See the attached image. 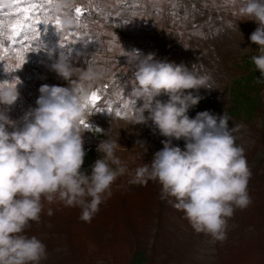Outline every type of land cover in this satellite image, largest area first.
I'll return each instance as SVG.
<instances>
[{"label":"clouds","instance_id":"9594fccd","mask_svg":"<svg viewBox=\"0 0 264 264\" xmlns=\"http://www.w3.org/2000/svg\"><path fill=\"white\" fill-rule=\"evenodd\" d=\"M72 2L61 0L57 11L71 8ZM240 5V16L257 25L249 36L258 46L251 62L264 79V0H240ZM73 25L74 20L64 13L61 27ZM128 63L134 67L131 95L142 101L139 107L134 104L130 122H151L166 138L151 162L135 169L131 182L159 183L161 199L174 198V208L184 213L195 232L225 240L228 219L236 209L252 203L248 192L251 171L235 135L244 125L229 128L225 114L208 111L190 118L189 110L201 97L189 90L209 88L206 77L184 65L135 50L128 53ZM51 70L69 86L42 85L37 107L24 116L22 126H16L7 111L0 112V264H40L47 258L46 245L25 234L30 222L40 219L42 199L80 207V219L90 222L111 195L113 182L129 171L127 163L116 156L119 142L109 138L98 144L99 158L91 173L81 171L86 156L82 139L86 130L82 121L88 117L85 105L109 70L94 61L83 68L73 67L62 52ZM19 95L13 81L0 83V105L6 109ZM161 95L168 97L166 102L157 99ZM181 139L183 150L173 145V140Z\"/></svg>","mask_w":264,"mask_h":264},{"label":"rangeland","instance_id":"374dc122","mask_svg":"<svg viewBox=\"0 0 264 264\" xmlns=\"http://www.w3.org/2000/svg\"><path fill=\"white\" fill-rule=\"evenodd\" d=\"M60 2L56 0L50 9L53 14ZM94 4L91 0H76V3L72 2L69 11L71 15L72 8H83L85 15L81 17V23L89 18L98 30L103 28L99 34L83 37L77 30L80 26L74 23L69 29L62 28L68 40L64 41L66 46L61 48L59 45L62 37L56 29L52 25L47 28L40 25L43 47L39 51L29 52L21 69H14L16 60L11 54L0 63V83L12 82L14 79L20 81L17 84L20 94L17 102L7 109L0 105V112L7 111L8 118L16 126H22L24 116L37 107L36 100L42 85L68 87V83L51 70L52 63L61 52L73 67L83 68L94 61L109 70L107 78L93 90L100 91L103 104H110L115 109L124 101H135L131 95L135 87V84H131L134 72L130 70L132 66L128 63V53L123 48L124 40L128 39L131 52L135 50L142 55L152 53L158 60L185 67L201 62L210 69H217L223 98L217 101L214 110L208 100L201 97L200 103L189 110V117L195 118L198 112L203 111L216 116L225 114L229 128L244 125L235 133L237 144L245 152L257 145V157L264 158V79H260V72L251 62V57L258 54V46L249 40L257 25L240 16V0H130L127 10L115 15L109 24L97 22ZM15 11L14 0H0V20L5 24L14 17ZM126 21L130 23L126 24ZM193 24L198 27L193 28ZM50 52L53 53L51 58ZM8 65L13 66L12 72L7 70ZM157 99L166 102L168 97L163 99L160 96ZM135 103L137 107L142 105L140 100ZM133 107L134 104H130L125 110L126 114L121 117H117L114 112L108 113L106 108L98 112L88 111L86 122L90 129H86L82 137L86 156L81 171L91 173L92 165L99 158L97 146L107 138L119 142L121 148L116 151V156L127 163L128 169L129 159L138 160L141 157L144 159L143 164L150 163L154 154L163 148L162 141L166 138L159 134L151 122L147 125H133L130 122ZM12 130L8 128L9 132ZM258 140L262 143H258ZM173 145L183 150L185 142L182 139L173 140ZM127 175L113 182L111 193L114 192L115 183ZM157 221L160 222L155 219L147 230V237L143 239L140 250L131 251L125 247L115 258L110 253L100 251L89 240L81 238L82 245L87 249L88 264H145L156 235L161 230L156 225ZM161 222L170 237L182 242L189 240L191 250L182 264H217L215 240L193 236L175 216L168 214ZM50 227V224L35 226L29 230V237L31 234L46 242L51 247L47 257L52 258L65 250V244L63 237L54 233ZM228 241L225 239V242Z\"/></svg>","mask_w":264,"mask_h":264},{"label":"trees","instance_id":"16d2710c","mask_svg":"<svg viewBox=\"0 0 264 264\" xmlns=\"http://www.w3.org/2000/svg\"><path fill=\"white\" fill-rule=\"evenodd\" d=\"M91 1L95 3V9H99L97 22L102 24L112 22L115 15L127 10L130 2V0ZM73 2L76 3V0ZM57 8L54 14L61 18L64 13L71 16L69 8L61 11H57ZM90 21L88 18L82 23L87 27L76 28L83 37L99 34V31L103 30V28L98 30ZM63 29L62 32H65L66 29ZM82 31L90 34L86 32L83 34ZM129 44L128 39H125L123 48L127 53L131 52ZM132 67L130 70L134 72ZM187 68L194 74L207 78L209 89L192 90V93L206 98L215 110L217 101L223 98L217 69H210L201 62L193 63ZM131 84L134 86V79ZM161 96L163 99L166 97V95ZM259 107L261 108L262 105ZM258 143L262 141L258 140ZM257 151L256 145L245 152L251 171L248 192L252 203L246 209H236L233 216L228 219L226 239L229 241H216L217 264H264V158L257 157ZM143 162L144 159L141 157L138 160L129 159L128 175L115 183L114 192L101 203L98 213L94 214L90 222L80 219V207L66 206L59 199L51 203L42 199L43 210L40 219L30 222L25 234L29 236V230L35 226L50 224L53 232L63 237L65 250L52 258L47 257L40 264H88L87 249L82 245L81 238L89 240L100 251L110 253L114 258L125 247L131 251L140 250L144 243L143 239L147 237V230L154 224L155 219L160 221H157L156 225L161 230L156 235L154 246L150 249L145 264H182L191 250L189 240L182 242L170 237L164 230L162 219L168 214L175 216L193 236H209L192 229L184 213L174 208V198L161 199L159 183L149 181L146 185H140L131 182L135 169L142 166ZM31 236L33 235L30 234ZM40 240L46 245L47 252L50 251L51 247Z\"/></svg>","mask_w":264,"mask_h":264},{"label":"snow or ice","instance_id":"6c2138e0","mask_svg":"<svg viewBox=\"0 0 264 264\" xmlns=\"http://www.w3.org/2000/svg\"><path fill=\"white\" fill-rule=\"evenodd\" d=\"M14 3L16 9L14 17L7 24L0 20V63L5 61L11 54L14 55L16 60L14 69H21L26 62V55L29 52L39 51L43 47L40 40V25H44L45 28L52 25L62 37L59 46L61 48L66 46L64 41L68 40V36L62 33L61 17L50 11L56 0H14ZM94 11L98 12L99 9H94ZM84 15L85 10L81 7L71 9L70 17L78 26L87 27V25L81 23V17ZM185 19H187V16H185ZM125 23L130 22L126 21ZM196 27L198 26L193 24V28ZM113 39L115 40V36ZM14 69L12 65L7 66L9 72ZM13 82L18 84L20 81L14 79ZM105 88H107V85H105ZM130 104H135V101H124L122 105L118 104L114 109L110 104H103L100 91L97 90L90 93L85 106L89 112H98L106 108L108 113L114 112L117 117H121L126 114L125 110L129 108ZM82 126L85 129H90V125L86 121H82Z\"/></svg>","mask_w":264,"mask_h":264}]
</instances>
